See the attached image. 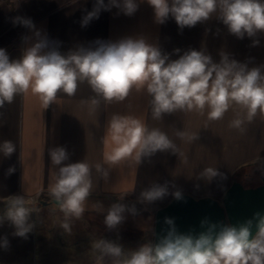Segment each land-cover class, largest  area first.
Segmentation results:
<instances>
[{"label": "crops", "instance_id": "obj_1", "mask_svg": "<svg viewBox=\"0 0 264 264\" xmlns=\"http://www.w3.org/2000/svg\"><path fill=\"white\" fill-rule=\"evenodd\" d=\"M135 2L138 8L131 16L113 7L81 27L95 0H0V48L10 60L22 58L35 37L33 30L13 26L12 21L25 17L65 55L94 48L97 40L144 39L169 59H178L189 50H203L218 63L224 52L230 60L248 68L259 67L264 73V33L238 39L215 13L209 20L181 30L171 17L162 25L156 23L147 0ZM253 39L259 44L253 46ZM93 98L99 99L84 81L71 96L58 92L47 106L29 90L16 93L10 103L0 107V216L17 197L23 198L30 211L40 209L43 230L36 248L40 251L38 264H116L129 259L142 246H154L156 211L174 198L172 192L220 200L241 167L253 164L256 171L264 170V115L259 111L240 132L229 127L237 112L244 115L240 106L234 105L218 121H210L206 113L197 111H176L154 120L151 97L146 92H132L123 102L101 99L98 107L91 103ZM112 114L132 115L149 129L160 128L177 150L142 156L139 163L105 164L103 154L110 146V142L106 144L107 123ZM180 131L186 134L183 138ZM192 135L197 138L190 141ZM6 144L13 148L11 153H7ZM55 147H65L69 154L63 164L87 162L90 166L92 189L80 218L66 220L51 195L50 188L62 166L51 161L50 151ZM97 164L108 171L107 178L96 171ZM208 167L222 175L211 180L201 177ZM153 185H166L169 195L151 202L142 200L141 193ZM113 204L135 205L137 214L126 211L121 224L110 229L105 217ZM64 222L69 224L67 231L62 227ZM101 240L120 246L122 255L103 254L95 248Z\"/></svg>", "mask_w": 264, "mask_h": 264}, {"label": "clouds", "instance_id": "obj_2", "mask_svg": "<svg viewBox=\"0 0 264 264\" xmlns=\"http://www.w3.org/2000/svg\"><path fill=\"white\" fill-rule=\"evenodd\" d=\"M147 3L154 10L155 22L161 25L171 17L183 30L209 20L215 13L229 33L238 39L264 33V0H147ZM113 7L131 16L138 5L135 0H108L107 3L95 0L92 10L83 17L81 27L99 19L101 11H111ZM12 23L33 30L35 39L19 60H10L5 49L0 48V107L5 102L10 103L16 93L29 90L47 106L56 99L58 92L71 96L78 83L86 81L99 98L91 101L96 107L101 99L106 103L123 102L132 92H146L151 97L154 120H161L165 114L176 111H197L206 113L210 121H218L235 105L244 110V115L237 112L229 127L244 132L246 122L251 123L258 111L264 115V73L259 67L248 68L230 60L224 52L220 53L218 63L203 50H189L178 59H169L167 54H162L144 39L129 38L118 42L97 40L94 48H82L65 55L35 30L31 19L15 17ZM258 44L259 40L253 39V46ZM178 135L183 138L186 134L180 131ZM188 138L193 141L197 136ZM109 142L110 146L103 154V161L109 166L123 161L139 163L142 156L177 150L166 132L160 128L149 129L132 115H111L106 144ZM6 150L11 153L13 148L6 144ZM50 155L54 165H62L56 183L50 188L51 195L66 220L68 217L80 218L92 189L90 166L87 162L63 164L69 158L65 147L51 149ZM95 167L107 178L108 171L100 164ZM200 175L211 180L222 174L208 167ZM166 195H169L166 185H153L141 193L142 200L149 202ZM171 195L177 200L182 199L180 190ZM126 211L137 214L135 205L113 204L105 224L110 229L115 228L125 219ZM29 212L23 198L11 201L6 215L15 226V236L27 239L33 228L28 223ZM255 217V235L252 234V221H248L239 228L223 226L216 233H213V225L197 237L177 234L173 221L165 218L170 228L159 243L144 245L129 259L118 260L116 264H264V216L256 213ZM62 227L69 230L67 222ZM8 247L6 237L0 240V248ZM95 248L105 255H122L120 246L103 240L97 242Z\"/></svg>", "mask_w": 264, "mask_h": 264}, {"label": "water", "instance_id": "obj_3", "mask_svg": "<svg viewBox=\"0 0 264 264\" xmlns=\"http://www.w3.org/2000/svg\"><path fill=\"white\" fill-rule=\"evenodd\" d=\"M261 180L256 186H247L237 174L220 200L210 196L195 198L189 194H182L180 200L173 198L156 211L154 245L168 234L170 225L165 223V218L173 221L177 234L197 237L213 225V233H216L223 226L239 228L252 221L255 235V214L264 216V174Z\"/></svg>", "mask_w": 264, "mask_h": 264}, {"label": "rangeland", "instance_id": "obj_4", "mask_svg": "<svg viewBox=\"0 0 264 264\" xmlns=\"http://www.w3.org/2000/svg\"><path fill=\"white\" fill-rule=\"evenodd\" d=\"M255 172L257 173V171ZM247 173L252 177L250 172H245L243 174L244 179L252 183L253 180L246 178ZM258 173L262 175L264 170H259ZM40 212L39 208L29 212L28 223L32 224L33 228L27 234V239L14 235L16 229L12 222L8 220L7 213L0 216V240L6 237L9 242L7 249L0 248V264H38L40 251L36 248L38 249V245H40L43 230Z\"/></svg>", "mask_w": 264, "mask_h": 264}, {"label": "trees", "instance_id": "obj_5", "mask_svg": "<svg viewBox=\"0 0 264 264\" xmlns=\"http://www.w3.org/2000/svg\"><path fill=\"white\" fill-rule=\"evenodd\" d=\"M256 170H255V165H251V164H248V165H246V166H243V167H241L238 171H237V173H236V175L238 174V178L240 179V180H242L247 186H256V185H258V184H260V183H262V180H261V175H260V173H258V171H257V173L255 172ZM245 172H250L251 174H252V177H253V181H252V183L251 182H249V181H246L245 179H244V176H243V174H245Z\"/></svg>", "mask_w": 264, "mask_h": 264}, {"label": "flooded vegetation", "instance_id": "obj_6", "mask_svg": "<svg viewBox=\"0 0 264 264\" xmlns=\"http://www.w3.org/2000/svg\"><path fill=\"white\" fill-rule=\"evenodd\" d=\"M246 178L249 179V180H253L252 177H250L249 175H246Z\"/></svg>", "mask_w": 264, "mask_h": 264}]
</instances>
